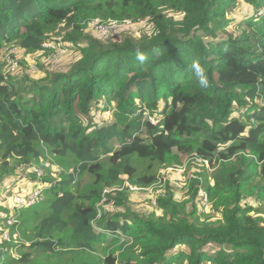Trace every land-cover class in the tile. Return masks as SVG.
Wrapping results in <instances>:
<instances>
[{"label": "trees", "instance_id": "trees-1", "mask_svg": "<svg viewBox=\"0 0 264 264\" xmlns=\"http://www.w3.org/2000/svg\"><path fill=\"white\" fill-rule=\"evenodd\" d=\"M243 6L251 12L239 16ZM261 10L264 0H0V170L47 161L61 170L42 176L39 203L15 216L0 208L15 219L5 226L8 240L20 241L0 236V264H264ZM94 18L145 22L149 30L115 40L91 31ZM57 30H67L78 52L68 70L5 79L7 44L37 52ZM193 61L205 67L208 87L189 71ZM183 98L193 102L182 131L167 130L165 118L180 113ZM101 101L112 118L97 126ZM173 155L188 156L191 166L214 161L211 183L197 173L181 188L195 207L213 203L221 218L202 219L175 199L159 171ZM158 182L165 192L146 199L150 213L109 211L127 206L130 186ZM242 184L255 188L258 207L242 203ZM222 194L233 198L220 208Z\"/></svg>", "mask_w": 264, "mask_h": 264}, {"label": "rangeland", "instance_id": "rangeland-1", "mask_svg": "<svg viewBox=\"0 0 264 264\" xmlns=\"http://www.w3.org/2000/svg\"><path fill=\"white\" fill-rule=\"evenodd\" d=\"M240 9L241 10L237 12L239 16L243 14L242 12L244 13L251 12V9L250 10L249 8L247 9V6H243ZM148 30H149V26L145 25V22L140 23L138 25H135L132 23L130 26L117 27L116 30L113 31L111 36L115 40L123 39L124 37H127V36L140 37L146 34ZM66 32L67 30H57L56 32L51 33L52 35L49 34V39H52V40L48 39L45 42L47 43V45L52 43L50 41H53L55 43L57 42L59 44V47L64 50L62 52L63 55L60 58L59 63L57 64V66L53 67L56 69L62 68L63 70H68V68L71 66V63L77 57V54H78V52L75 51L74 48L72 49L70 48V43L65 37ZM5 50L6 51L12 50L16 54V57L21 61L22 68H23L21 72L19 71L18 73L11 75L10 77L11 80H19V79H23L27 77L26 74L29 75L30 73V71L28 70V65L30 63H32L35 66H37V64L40 65V61L42 60V58H44L48 54V51H47L48 49L47 47L44 46V44H43V49L37 52H26L25 49L19 48L18 46H14L12 44H7L4 47L3 53H5L6 55L7 52H5ZM40 67H41V70H39L38 74L39 75L41 74V76H45L46 75L44 71L45 69H43L42 65H40ZM53 68L51 67V69ZM33 77L34 76L32 75L30 76V78H33ZM192 102L193 101L191 98H183L181 105H180L181 106L180 113H173V114H169L168 116H166L165 128L167 130L177 129L178 132L182 131L181 125H182V122L184 121L185 110L188 107V105H190ZM103 103L105 106H107V102L103 101ZM162 107H163V103H161L159 110H161ZM101 115H102V112L97 111L95 118L98 120L101 117ZM158 116L160 115H157V117ZM159 118L161 119V117ZM171 158H172V165L166 168H160L161 170L159 171L162 172V170H167L168 168H170L168 170L169 172H167V175L165 176V180L169 181V178H170L173 181L175 186L172 191L174 193L175 199H177L179 202L185 205V209L187 212H195V214L199 215L202 219H210L212 221H216L217 219L221 218V213L219 209L215 208L213 203H211L210 207L207 209H200L197 207V205L195 207L192 201H189L190 194H191L190 189H188L187 187L181 188L182 185H184L183 183L184 178L186 182H189L190 179L197 173L204 174V176L208 178L209 183H211L212 174H213V171L215 170V167L212 166V162L214 163V161L211 159H207L206 163H203L201 159H198V161H195V160L194 162L192 161V164L193 163L195 164L191 166L188 156H184V155L174 156L173 155ZM37 169L44 172V175H49L54 178H56L61 171L58 166L54 165L52 162L50 163L49 161L45 163L44 167L40 166ZM178 172H181V174L178 175ZM0 177L3 178L2 183L0 184V188L1 186L3 187L5 186L2 189L3 192L0 189V208L1 207L5 208L7 213L11 214L12 212L13 215L15 214V209L13 208L14 201L12 202L13 200L12 191L14 190V188H15V191H18L21 193H29L32 188L40 186V185L41 187H44L45 185L43 182L42 183L44 185L41 183V181H38L39 180L38 177L36 178L32 175L29 176L27 172L23 171L22 173V171L21 172L19 170L17 171L16 168L11 171H1L0 170ZM133 188L135 187L133 186ZM158 188H160V186H157L153 190L147 191L145 193H140L130 188L129 193H128L127 206L119 207V208L117 207L113 209V206L109 205V211L111 212V211L116 210L115 212L122 211L125 213H129L128 208H131L133 211L138 212L140 215L148 214L153 210V208L147 203L146 199L153 198L155 200L161 192L158 190ZM164 192L165 190L163 189V193ZM254 192H255V188H253L249 184H242L240 187L241 198L243 200L242 203L246 202V204L258 207L259 202L253 196ZM44 196H45V190L43 192V197ZM232 198H233L232 194H222L217 197L215 202L218 203V206L220 208H222L228 205L231 202ZM3 204L8 207L9 211L7 207H4ZM2 212L3 211H1L0 209V214ZM111 213H114V212H111ZM7 229L9 230L8 227ZM1 240L2 239L0 238V254L2 251H4L3 247H6L5 241L2 242ZM7 241L9 243L20 242V241L13 240L12 238H10V240H7Z\"/></svg>", "mask_w": 264, "mask_h": 264}, {"label": "built area", "instance_id": "built-area-1", "mask_svg": "<svg viewBox=\"0 0 264 264\" xmlns=\"http://www.w3.org/2000/svg\"><path fill=\"white\" fill-rule=\"evenodd\" d=\"M259 14L264 15V10H261L259 12ZM132 24L130 19H124V20H117V19H109L107 21H104L100 18H94L90 21L89 26L91 27V30L93 32L98 33L99 36H108L111 32L115 31L117 27L119 26H130ZM52 43L48 44L44 43V46L48 48L49 53L42 58V60L40 61V65H42V67L45 68H51V66H55L59 63V60L61 58V54H63L62 52L64 51L63 49H61L59 47V44L53 41H50ZM5 52H7V54L5 55L4 53V62H5V67H4V75H5V79H9L11 77V75L18 73L21 68H22V64L21 61L16 57V54L12 51V50H5ZM39 64H37V66L33 65L32 63H30L28 65V70L30 71V73L33 74H38L39 70H41ZM105 108V105L103 103V101L99 102L97 104L96 110H94L93 112V124L97 125V126H101L105 120H109L112 118V112L111 110H107V111H103V109ZM100 111L102 112L101 117L97 120L95 118L96 116V112ZM104 115V116H103ZM150 121L153 124H157L160 121V118L157 116H149ZM35 165H21L18 167V170L22 173L23 171L25 172H34L37 174L38 177V181H41L42 183V176L44 175V172H42L41 170H38L37 168L34 167ZM40 169V168H39ZM170 168H168L167 170H162V172L160 171V179H162V177L165 178V176L167 175V172H169ZM173 169V168H171ZM181 172H178V175H180ZM179 177V176H178ZM169 181L173 183V181L169 178ZM43 184V183H42ZM44 185V184H43ZM157 186H160V188H158L159 191H161L160 193L163 192V187L162 185L159 184V182L154 185V186H150V187H146V188H141L138 186H134L135 188H133V186H130L131 189H134L136 191H143V192H147V191H151L154 188H156ZM45 185L44 187L37 186L31 189V191L29 193H21L18 191H15L14 188V192L12 191V197L14 199V205L13 208L15 209V213L20 211L21 209L30 207L34 204L39 203L42 199H43V192L45 190ZM199 194L201 196V203L203 205H207L208 204V199H207V193L204 190H200ZM106 200V198L103 199ZM154 200V199H153ZM155 202V200H154ZM15 216V214L13 215ZM0 217L3 218V222L0 221V236L2 239L4 240H8L9 239V232L7 230H5V226L6 224L9 225H13L15 224V219L14 217H9L6 216L5 214H0Z\"/></svg>", "mask_w": 264, "mask_h": 264}, {"label": "clouds", "instance_id": "clouds-1", "mask_svg": "<svg viewBox=\"0 0 264 264\" xmlns=\"http://www.w3.org/2000/svg\"><path fill=\"white\" fill-rule=\"evenodd\" d=\"M135 58L141 63H143L147 59V56L143 52L137 50ZM189 71L195 75L199 85L202 88L208 87L209 79L204 66H202L199 62L193 61L189 65Z\"/></svg>", "mask_w": 264, "mask_h": 264}]
</instances>
